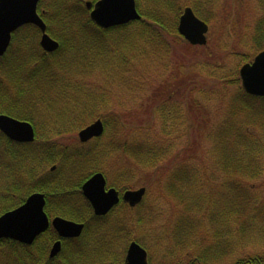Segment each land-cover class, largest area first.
<instances>
[{
    "label": "rangeland",
    "instance_id": "obj_1",
    "mask_svg": "<svg viewBox=\"0 0 264 264\" xmlns=\"http://www.w3.org/2000/svg\"><path fill=\"white\" fill-rule=\"evenodd\" d=\"M88 1L94 0H84V4ZM175 1L183 11L195 4V0ZM199 1L204 2L202 14L210 17L205 47L189 46L178 37L168 40L172 46L163 47L134 36L122 43L115 42L117 47L103 52V58L99 51L92 50L86 54L87 59L78 56L69 61L68 68L60 73L67 86L65 97H61L64 88L60 86L57 95L53 94L59 100L55 101L57 104L47 110L37 109L39 116L35 121L40 135H53L51 138L59 146L79 147L80 130L101 118L111 124L103 144L111 140L112 133L118 142L126 138L131 144H144L147 150L155 152L156 156L146 165L109 158L95 167L105 169L109 187L125 179L131 190L147 189L141 209H116V214L108 219L114 223L122 214L142 217L141 225L132 223L110 242L111 251L120 260L125 261L130 243L137 241L149 251L150 264L175 261L176 256L168 254L172 243L170 231L181 217L192 216L188 208L193 209L196 221L205 220L203 230L196 224L191 243L194 238L199 242L205 238L206 247L221 241L231 244L230 251L215 264H233L238 259L264 254V120L250 126L258 139L257 148L250 147L256 148L260 175L253 179L234 177L226 167L230 161L222 152L221 142L230 155L235 142L231 133L224 134L225 117L237 86H226L225 80L220 79L240 71L245 65L242 55H251L254 60L259 54L253 40L260 20L264 19V1ZM174 13L175 10L166 11L170 19ZM80 115L83 120L70 132L57 134L62 121ZM242 115L231 120L244 119L245 114ZM117 120L121 123L116 133L113 123ZM239 150H243L242 144ZM183 168L188 178L183 189L176 188L175 194L185 199L180 202L165 186L167 179ZM124 172L126 177H119ZM222 214L223 225L219 222ZM243 223L250 230L244 237L239 236ZM112 229L109 225L106 231ZM226 229L232 241L225 237L227 233L217 236Z\"/></svg>",
    "mask_w": 264,
    "mask_h": 264
},
{
    "label": "trees",
    "instance_id": "obj_2",
    "mask_svg": "<svg viewBox=\"0 0 264 264\" xmlns=\"http://www.w3.org/2000/svg\"><path fill=\"white\" fill-rule=\"evenodd\" d=\"M136 3L142 16L140 21L105 30L91 21L90 12L84 0H41L38 12L45 21L50 36L59 42L58 51L44 52L39 43L40 31L29 25L22 27L13 35L11 47L6 55L0 58V113L30 122L36 130V141L32 144L14 143L0 133V215L21 206L31 194L39 192L46 195L45 210L51 219L63 217L84 223L86 226L89 222L99 221V261L95 255L80 261L69 259L63 253L57 259L49 261L45 250L58 239L56 232L50 228L36 241L41 248L39 260L34 258L32 247L23 246L22 252L16 253L10 248L18 243L4 241L8 242L6 244L11 247L8 248L7 253L1 254L0 264H125L124 260L115 258L116 255L111 251L112 243L110 242L121 235L123 229L128 228L132 223L141 225L142 217L134 218L131 214H122L115 219L114 223L109 222L108 219L116 214V209L126 207L129 211H134L141 209L144 204L132 209L122 201L107 216L98 218L95 217L91 206L83 197L81 187L94 173H104L105 169L95 168L99 161L102 163L109 158H117L146 165L156 156L155 152L147 150L144 144H131L126 138L118 142L112 133L111 140L103 144V137L107 135L111 125L106 120H104L105 134L94 140L95 144L88 150H83V148L93 142L85 145L79 143V147L76 145L62 147L55 143L53 135H40L39 125L35 118L39 116L37 109L47 110L57 104L55 101L59 100L54 98L53 94L57 95L61 87L64 88L61 97H65L67 86H64L65 78L61 77L60 73L68 68L66 66L69 65V61L78 56L87 59L88 52L97 50L99 57L103 58L104 53L111 51L114 46L117 47L115 42L122 43L134 36L138 39L146 38L153 45L158 44L163 47H168L169 44L172 46L168 40L177 37L182 42H186L178 33V22L183 10L175 0H136ZM203 3L195 0V4L191 7L198 17L209 23L210 17L202 14ZM167 10H175L174 17L171 18L173 21L166 15ZM187 45L191 46L188 43ZM253 45L257 54L264 50V19H261L258 24ZM242 58L243 64L253 60L251 55H242ZM220 79L225 80L226 86L229 84L237 86L230 98V108L225 117L227 126L224 128V134L231 133L235 142L230 155L225 143L221 142L222 152L226 160L230 161V163L226 162V167L236 178H257L260 175V169L258 156L254 154V150L258 146V139L254 134L252 135L250 126H256L264 120V97L246 94L240 86L238 69L235 73L232 72ZM226 90L228 91L229 88L226 87ZM240 114H245V118L239 121L231 120ZM81 120H83V115L62 121L61 129L57 134L70 132L69 130L76 127ZM120 123L121 121L118 120L113 123L116 133ZM229 125L231 126L228 128ZM241 144L242 151L239 150ZM250 145L256 148L251 149ZM47 166H49L48 170ZM53 166H56L55 171H51L50 167ZM126 174L124 172L119 177H126ZM181 174H185L186 177ZM187 178L183 168L176 170L166 182L167 192L180 202L185 199L179 193L175 194L176 188L179 186L183 189L182 185ZM115 182L113 187L121 192L130 189L125 179ZM188 211L192 216L181 217L170 231L169 238L172 240L171 246L173 247L170 246L168 254L169 257L176 256V260L171 264H215L219 262V259L230 251L231 244H224L221 241L216 245L206 247L205 238H202L200 242L195 241L194 238V242L191 243L196 233V224L201 225V230H203L205 220L201 222L202 224L199 223L194 219L193 209L188 208ZM210 221L214 223L213 219ZM219 222L224 224L225 214L220 215ZM109 225L113 229L106 231ZM89 229H86L87 231L75 243L86 240L92 242L93 238V242L96 243V237L89 235L88 232L91 231ZM94 230L92 228V231ZM248 231L250 230L247 223H243L239 229L241 233L239 236L244 237ZM225 233H227L226 236ZM223 235L229 241L233 240L232 235L229 237L228 229L217 234L221 237ZM6 244L3 243V245ZM189 247H192V251L191 249L185 251ZM82 253L85 252H76L79 255ZM233 264H264V254L238 259Z\"/></svg>",
    "mask_w": 264,
    "mask_h": 264
},
{
    "label": "water",
    "instance_id": "obj_3",
    "mask_svg": "<svg viewBox=\"0 0 264 264\" xmlns=\"http://www.w3.org/2000/svg\"><path fill=\"white\" fill-rule=\"evenodd\" d=\"M40 0H0V58L7 52L12 35L19 28L34 25L42 34L40 46L47 53L59 48V43L47 33V26L39 16ZM92 21L102 29H110L141 20L135 0H99L93 4L88 2ZM180 35L192 46H205L208 39L209 25L198 18L193 9L187 7L179 20ZM244 91L254 97H264V51L259 53L251 63H246L239 71ZM0 130L12 141L32 143L35 141V130L28 122H22L8 116H0ZM102 120H97L79 133V140L87 143L104 134ZM55 167L52 168L54 170ZM147 189L126 191L122 199L135 208L142 203ZM84 197L92 205L97 216L107 215L121 201L120 192L115 188H107V180L102 173H97L82 186ZM46 197L42 193H34L19 208L9 211L0 217V241L10 239L22 244L31 245L52 227L60 238L70 239L81 236L84 225L61 217L50 221L45 212ZM61 250V242H57L50 257H56ZM126 264H149L147 251L137 242L128 248Z\"/></svg>",
    "mask_w": 264,
    "mask_h": 264
},
{
    "label": "flooded vegetation",
    "instance_id": "obj_4",
    "mask_svg": "<svg viewBox=\"0 0 264 264\" xmlns=\"http://www.w3.org/2000/svg\"><path fill=\"white\" fill-rule=\"evenodd\" d=\"M18 31V30H17ZM17 31H15L14 33H13V35L17 32ZM13 35H12V40H11V44H12V41H13ZM10 47H11V45H10ZM8 52V51H7ZM5 55H6V53H5ZM4 55V56H5ZM3 56V57H4ZM2 115H4V116H8V117H10V118H13V119H16V120H19V119H17V118H14V117H12V116H9V115H6V114H2V113H0V116H2ZM19 121H23V120H19ZM32 124V123H31ZM0 133L2 134V135H4V137H6L7 139H9L1 130H0ZM10 140V139H9ZM10 141H12V140H10ZM12 142H14V141H12ZM14 143H18V144H22V143H19V142H14ZM87 201V200H86ZM88 202V201H87ZM89 203V202H88ZM89 205H90V203H89ZM91 206V205H90ZM91 208H92V211H93V214L95 215V217H98L99 218V216H97L96 214H95V212H94V209H93V207L91 206ZM99 220V219H98ZM84 224V223H83ZM89 227H91V229H89ZM92 228L93 229H95L94 231H92ZM89 229V230H91V231H89L88 233H89V235H95V237H96V243H94L93 242V240H92V242L91 241H88V240H86V241H83V242H79V243H75V242H77V239L78 238H70V239H60V238H58L57 240H55L54 242H53V244L50 246V248H47L46 250H45V252H46V258L49 260V261H52V260H55V259H57L58 257H60L61 255H62V253H63V255L65 254V256H68L67 258H69V259H73V260H75V259H79L80 261H82V260H84V259H87L89 256H93V255H95L96 256V259L99 261V221L96 223V222H89L88 224H87V226H86V224H84V229H83V233L85 232V231H87V230ZM83 233H82V235H83ZM57 234V233H56ZM58 235V234H57ZM80 238V237H79ZM37 240H35L34 241V243L33 244H31V245H26V244H21V243H18V242H16V243H18L16 246H12L11 247V245H9V244H6V243H8V242H4V241H2V242H0V258H1V254H5V253H7L8 252V248H10V250L11 251H13V252H16V253H20V252H22V250H23V246H26V247H32V249H33V256H34V258L35 259H37V260H39L40 259V256H39V252L41 251V248H40V245L39 244H37V242H36ZM57 242H61V250H60V252H59V254L55 257V258H51L50 257V252H51V250H52V248H53V246L57 243ZM3 243H5L6 245H3ZM10 243H13V242H10ZM93 243V244H92ZM3 245V246H2ZM77 245V246H76ZM67 251H69L67 254H66V252ZM76 252H85V253H82V254H76Z\"/></svg>",
    "mask_w": 264,
    "mask_h": 264
}]
</instances>
